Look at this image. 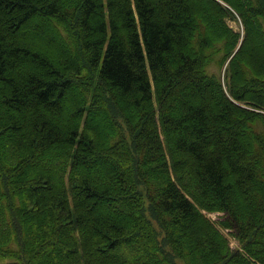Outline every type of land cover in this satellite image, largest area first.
Returning <instances> with one entry per match:
<instances>
[{"label": "trees", "instance_id": "trees-1", "mask_svg": "<svg viewBox=\"0 0 264 264\" xmlns=\"http://www.w3.org/2000/svg\"><path fill=\"white\" fill-rule=\"evenodd\" d=\"M48 261L264 264V0H0V264Z\"/></svg>", "mask_w": 264, "mask_h": 264}, {"label": "rangeland", "instance_id": "rangeland-1", "mask_svg": "<svg viewBox=\"0 0 264 264\" xmlns=\"http://www.w3.org/2000/svg\"><path fill=\"white\" fill-rule=\"evenodd\" d=\"M238 19V18H237ZM237 19H234V20H228V24L229 25H231L232 27H234L237 31H241V25H240V22H239V20H237ZM35 22V24H36V30H33L32 31V33H30V35H29V41H30V43L32 44V45H34V46H38L39 45V43H40V39L41 38H46L47 36H49V37H51L52 35H53V33L51 32V30L50 29H46V28H44V29H46L45 31H46V35H42V34H40L39 33V31H38V28H40L41 27V25H43V22L45 21L44 19L42 20V19H38V18H36L35 20H34ZM51 35V36H50ZM49 37H47V38H49ZM41 48V47H40ZM47 50H49V49H47V48H45L44 46H43V48H42V51L44 52V51H46L45 53L47 54V55H49V56H52V57H54L55 56V54L53 53V52H51V51H47ZM70 99H71V102L72 101H77L78 100V97H77V95L75 94V93H71V95H70ZM61 106H63L62 108H64V109H66L68 112L67 113H71V107L69 106V104L67 105V99L66 100H64V101H61ZM54 184L56 185V182H54ZM58 184V183H57ZM221 213H208V216L212 219V220H217V219H219V217H221ZM236 241L233 239V238H230V245L232 246V247H235L236 246ZM46 264H51V262L50 261H48Z\"/></svg>", "mask_w": 264, "mask_h": 264}]
</instances>
